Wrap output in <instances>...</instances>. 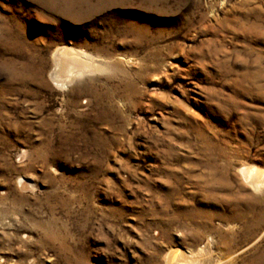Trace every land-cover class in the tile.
<instances>
[{"label":"rangeland","instance_id":"obj_1","mask_svg":"<svg viewBox=\"0 0 264 264\" xmlns=\"http://www.w3.org/2000/svg\"><path fill=\"white\" fill-rule=\"evenodd\" d=\"M60 49L89 66L55 80ZM243 165L264 0H0V264H264Z\"/></svg>","mask_w":264,"mask_h":264},{"label":"bare ground","instance_id":"obj_2","mask_svg":"<svg viewBox=\"0 0 264 264\" xmlns=\"http://www.w3.org/2000/svg\"><path fill=\"white\" fill-rule=\"evenodd\" d=\"M55 62L56 67L51 73V76L56 78L55 80H59L62 76L68 77L71 74L79 73L89 66L88 62L83 59L81 54L71 49L58 50L55 54ZM64 72H66L67 75H63L65 74ZM263 173L264 172L253 166L243 165L240 169L242 178L254 188H258L260 184H262L261 177L263 176ZM166 260L168 261V264H196L194 260L190 259L189 261L185 258V256L178 250L171 251L167 255Z\"/></svg>","mask_w":264,"mask_h":264}]
</instances>
